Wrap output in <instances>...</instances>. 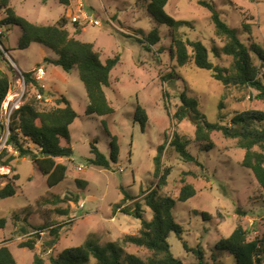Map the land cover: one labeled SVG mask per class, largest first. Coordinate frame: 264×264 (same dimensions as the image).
<instances>
[{
  "label": "rangeland",
  "instance_id": "obj_1",
  "mask_svg": "<svg viewBox=\"0 0 264 264\" xmlns=\"http://www.w3.org/2000/svg\"><path fill=\"white\" fill-rule=\"evenodd\" d=\"M198 1L212 3L244 43L247 36L241 23L249 24L254 42L264 47V0H169L165 12L174 20L186 23L179 32L185 39L201 41L213 65L229 67L231 58L215 57L211 53L213 47L220 49L222 45L213 34L211 13ZM9 5L17 15L33 24L52 25L65 17V28L70 35L93 44L101 62L119 58L105 89L114 113L105 117L88 115V102L77 70L66 73L54 66L49 62L54 55L45 46L31 44L26 50H19L20 29L14 26L2 29V45L16 69L28 73L43 66L46 76L41 84H47L46 92L55 95L53 92L57 91L64 96L78 115L69 127L73 155L57 160L68 168L65 180L59 185L48 188L45 177L29 157L15 159L10 165L13 171L0 167L1 175H17L15 196L0 198V219L5 220L0 237L8 245L15 264H32L33 254H40L43 243L53 238L49 234L52 227L58 230L59 239L43 254L46 264L49 256H57L87 239L104 245L136 235L140 229V220L134 216L136 204L143 219L152 218L143 193L157 183L152 158L162 144L163 166L170 169V175L167 184L159 188L160 194L176 201L184 184L195 189V195L188 201L175 202L173 206L172 214L182 233L180 238L170 234L167 241L171 253L185 264H196L195 255L184 250L185 243L189 249L199 247L208 264H234L231 256L214 250V246L228 237L237 224L247 230L249 240L261 237L264 196L251 172L240 167L244 151L237 148L236 140L213 131L212 150L200 152L194 142L193 122L187 118L177 123L172 115L181 106L183 94L197 102L198 111L208 122L229 126L235 114L251 110L264 112V101L255 98L257 92L250 88H223L211 78V72L196 68L192 62L179 67L169 49V29L148 12V1L70 0L66 7L59 0H10ZM72 17L78 20L76 24L72 23ZM3 18L0 11V20ZM153 30L158 32L160 41L149 45L148 34ZM10 65V60L0 55V68L8 73L14 81L11 86L16 88L19 73L10 69ZM137 106L146 115L143 126L135 119ZM101 120L106 122L110 135L118 139L117 163L111 164L110 169L95 167L88 161L92 158L89 151L93 141L106 157L110 151V139ZM174 133L189 143L188 151L198 164L183 162L168 146ZM120 188L133 199L123 201ZM115 205L120 208L114 209ZM123 210L128 213L124 214ZM201 213L206 216L203 218ZM45 223L53 226L37 230ZM29 239L35 242L32 251L19 248L20 243ZM124 250L140 258L148 256L146 250L133 245H126ZM211 250L215 254L213 260Z\"/></svg>",
  "mask_w": 264,
  "mask_h": 264
},
{
  "label": "trees",
  "instance_id": "obj_2",
  "mask_svg": "<svg viewBox=\"0 0 264 264\" xmlns=\"http://www.w3.org/2000/svg\"><path fill=\"white\" fill-rule=\"evenodd\" d=\"M9 1L0 0V11L4 14V18L0 20V28L7 30L8 27L14 26L20 29L21 36L17 40V48L26 50L31 44L47 47L54 55V58L49 60L54 66L61 68L66 73L72 69L77 70L88 102L86 114L97 117L113 114L114 109L107 99L105 89L109 86L110 73L119 61L118 56L101 62L93 44L81 42L70 35L65 28V17H61L52 25L33 24L17 15L15 10L10 7ZM145 1H148V12L160 24L167 25L170 38L169 49L179 67L192 62L196 68L211 72V78L223 88H250L257 92L255 96L257 100L264 101V47L254 42L249 24L241 23L247 36V43H244L239 39L237 30L222 20L212 3L198 1L199 5L206 7L211 13L213 34L222 45L220 49L213 47L211 53L215 57L224 55L231 58L230 66L223 68L210 62L209 51L201 41L183 38L179 29L186 23L174 20L165 12V6L169 0ZM59 2L66 7L70 5V0H59ZM2 35L0 36L1 44H3ZM159 41L160 36L156 30L148 34L149 45H154ZM0 55L2 54L0 53ZM10 69L13 68L10 66ZM16 76L18 80V74ZM22 76L26 91L21 106L11 114L8 124V144L17 150L18 156L7 155L6 151H3L0 155V167H9L13 171L10 165L15 159L29 157L40 174L45 177L47 187L52 189L66 178L67 165L56 162V159L72 157L69 127L78 115L64 96L52 95L51 104L38 101L32 86L31 72L22 73ZM168 76L171 78V75ZM13 82L8 73L0 70V109ZM39 91L44 92L45 90L40 88ZM180 100L181 106L174 112L172 118L177 123L187 118L193 122L195 125L194 142L197 143L200 152L212 150L214 145L210 135L213 131L220 132L226 139L236 140L237 148L244 151L240 167L251 172L264 196V112L251 110L235 114L231 117L229 126H225L208 122L205 115L198 111L197 102L194 99L187 98L182 94ZM143 112L139 106L136 107L135 119L140 121L141 126L146 119ZM101 126L110 139L109 154L106 157L101 153L95 145L96 141H93L89 151L92 158L88 161L95 167L110 169L111 164L117 163L118 139L116 136L110 135L104 120H101ZM188 144L186 140L174 133L168 146L183 162L198 164L195 156L188 151ZM29 146H33L35 150ZM163 146L164 144L157 147L156 154L152 158L153 175L157 179V183L143 193L144 204L151 210L152 218L148 221L143 219L139 212V204H136L134 216L140 220L138 233L127 235L121 241L109 242L104 245H99L96 240L87 239L79 246L64 249L57 256H49V264H185L173 256L167 240L170 234L180 238L182 233L181 227L175 222L172 214L175 202L188 201L195 195V189L190 184H184L176 201L169 196L160 194L159 188L167 184V178L170 175V169L164 167L162 162ZM16 180L17 175L8 177L0 174V198L15 196L14 181ZM181 182L185 183L184 180ZM120 192L124 195L123 201L133 199L125 189L120 188ZM119 208L120 205L114 206V209ZM122 212L127 214L128 210ZM201 216L204 218L206 213H201ZM4 225L5 220L0 219V229H3ZM52 226V224L45 223L37 230ZM20 231L26 232L24 229H20ZM49 234L53 238L43 243L40 254H33L32 264H46L43 254L49 252L59 239V233L55 227L49 230ZM126 245L144 249L148 256L140 258L127 253L124 250ZM34 246L35 242L30 239L19 244V248H28L31 251ZM183 248L186 252L195 255L198 260L196 264H208L199 247L189 249L183 243ZM214 250L231 256L234 264H264V233L261 237L249 240L247 230L241 224H237L228 237L215 244ZM214 250H211V260L215 257ZM0 264H15L9 248L4 245L0 247Z\"/></svg>",
  "mask_w": 264,
  "mask_h": 264
},
{
  "label": "built area",
  "instance_id": "obj_3",
  "mask_svg": "<svg viewBox=\"0 0 264 264\" xmlns=\"http://www.w3.org/2000/svg\"><path fill=\"white\" fill-rule=\"evenodd\" d=\"M72 23H77L78 20L75 17H72L71 19ZM3 34L2 28H0V36ZM0 53L3 57H7L11 62V67L18 71L15 67L14 62L10 59L7 51L4 49V46L0 43ZM18 80L16 83H18V86L15 88L10 87L4 101L2 102L1 109H0V155L3 153V151H6L7 155H13L14 157L18 156V152L16 149H14L11 145L8 144V138H9V129L8 124L10 120L11 114L17 110L23 101V96L26 91V86L24 82V78L22 76V73L18 71ZM32 74V86L35 89L36 92V99L38 101L43 102L44 104H51L52 103V97L47 95L45 93L46 85L45 83L41 84L46 76L45 68L43 66H37L33 70H31ZM15 90L13 93L12 90ZM43 89L44 92H40L39 89ZM81 167H78V170H80Z\"/></svg>",
  "mask_w": 264,
  "mask_h": 264
},
{
  "label": "crops",
  "instance_id": "obj_4",
  "mask_svg": "<svg viewBox=\"0 0 264 264\" xmlns=\"http://www.w3.org/2000/svg\"><path fill=\"white\" fill-rule=\"evenodd\" d=\"M54 58V57H53ZM52 58V56H50V59H53ZM0 70H3V69H1L0 68ZM31 72V71H30ZM46 85V89L48 88V86H47V84H45ZM46 89H45V93L47 94V95H49L50 97H52V95H54V94H52V93H48V92H46ZM53 93H55V95H61V94H59L57 91H54ZM62 96V95H61ZM66 99V98H65ZM67 100V99H66ZM21 159H24V158H21ZM58 159H61V158H58ZM58 159H56V162H58L59 163V161H57ZM9 168V167H8ZM10 169V168H9ZM0 232H2V229H0ZM1 234V233H0ZM1 236V235H0ZM6 242H4V241H2L1 240V237H0V247L2 246V245H4V246H6V247H8V245H6L5 244Z\"/></svg>",
  "mask_w": 264,
  "mask_h": 264
}]
</instances>
